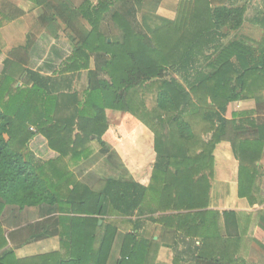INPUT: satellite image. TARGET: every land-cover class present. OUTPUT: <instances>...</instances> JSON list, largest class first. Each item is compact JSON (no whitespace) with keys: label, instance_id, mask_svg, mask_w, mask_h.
<instances>
[{"label":"trees","instance_id":"16d2710c","mask_svg":"<svg viewBox=\"0 0 264 264\" xmlns=\"http://www.w3.org/2000/svg\"><path fill=\"white\" fill-rule=\"evenodd\" d=\"M253 1L214 7L208 0H188L183 20L150 29L138 14L155 11L161 0H63L57 13L50 0L37 1L42 34L29 35L25 54L0 51V240L6 245L4 227L27 215L29 222L45 218L28 225L29 240L36 241L60 236L56 226L63 220L69 240L60 242L69 255L27 261L5 250L0 264L8 257L14 264H148L147 256L157 255L168 235L201 240L202 252L205 244L213 252L221 247L212 244L221 237L220 218L222 260L198 263L236 264L224 260L237 237L236 213L208 208L214 150L223 142L240 163L239 197L253 204L241 188L249 189L254 179L242 174L253 157L248 151L262 148L264 120L237 122L231 111L241 99L255 96L258 111L264 101L254 79L264 78V37L254 47L239 36ZM258 26L264 31V15ZM64 30L66 39L60 36ZM83 75L79 126H60L53 119L58 95L74 91ZM140 90L155 93L154 110L137 100ZM107 109L140 113L142 125L128 135L119 131L117 147L103 140ZM197 119L207 140L195 132ZM93 141L99 144L96 154L80 148ZM60 214L66 217L57 219ZM114 215L149 217L161 235L154 241L124 234L112 222L99 226Z\"/></svg>","mask_w":264,"mask_h":264},{"label":"crops","instance_id":"0c3cea01","mask_svg":"<svg viewBox=\"0 0 264 264\" xmlns=\"http://www.w3.org/2000/svg\"><path fill=\"white\" fill-rule=\"evenodd\" d=\"M6 1L15 7L7 2L0 5V51L6 53L17 49V52L25 54L26 41L29 35L39 37L44 31L37 15L38 11H42V9L37 5L38 0ZM50 1L52 2V0ZM60 1H62L60 4L64 3L63 0ZM256 1L254 0L251 6L256 5ZM181 2L182 0H161L159 7L155 11L152 9H142L138 14V19L145 27L148 26L149 29L159 27L163 23H172L178 16ZM262 4H264V0H260V5ZM253 10V14H249V10L247 11L245 23L239 31V36L251 46L258 47L264 37V31L258 26L259 19L263 17L264 11L262 7L258 6ZM231 35L233 36L234 34L232 33ZM10 63L11 61L8 62V64ZM254 79L258 83L256 89H263V95L261 96H263L264 100V78ZM77 80L75 81V85H73L74 91L62 92L58 95V108L54 116H60V119L55 120L57 123H60V126H79L77 125L78 108L79 104L84 101L82 83L86 81L85 88L87 80L84 75L79 81ZM253 97L255 98V96ZM253 97L241 99L231 105L232 113L239 115L237 122L246 121L247 118L252 123L264 120V101L258 111L256 100ZM106 118L109 128L104 131L103 140L109 145L116 147L119 143V135H122L118 134L119 131L128 135L141 124L134 116L111 109L106 110ZM245 128H249L248 124H246ZM96 143V141L89 142L88 144L81 145L80 148L88 146L94 150V144ZM257 147L252 153L248 151L249 155L253 157L249 158L245 164V168L249 172L245 171L242 174L243 177L249 175V179L250 177L251 181L254 179V183L251 184L249 189L246 187V184L241 188V191L245 195L251 197L253 204L247 198L239 197L240 163L233 154L231 144L228 142L220 143L214 150L215 171L208 210L219 213L224 211H234L236 213L235 228L237 237L232 242L230 241L231 243H229V249L224 259L225 261H235L236 264H264V143L262 148L260 146ZM94 154L96 153L92 155ZM39 160L38 157L34 158L35 163ZM82 161L74 164L78 163L77 165H79ZM65 162L68 163L70 170L74 173L75 167L70 165V163H73L69 162L68 159H65ZM74 176L78 180H83L82 176L76 173H74ZM59 217L64 218L66 216L60 214L56 218L58 219ZM44 219L39 218L29 222V216L27 215L23 222L13 224L10 227H4L7 240H5L6 245L3 244L4 240H0V252L5 250L13 251L18 259L27 261L56 252H59L62 258H66L69 255L66 247L67 244L62 248L60 240L61 238L65 241L69 240V231L67 229L68 224H65L63 220H60V223L56 226L60 236L47 237L40 241L29 240L30 232L28 225L42 222ZM110 222L115 224L124 234L135 232L145 239H152L154 241H157L161 235V227L149 221V217L126 218L114 215L100 220L99 226ZM219 226L222 237L221 218ZM156 232L158 234L154 236ZM221 237L212 242V244L217 242L218 246L221 245L220 248L215 250L216 252L206 251V245L208 244H205V251L202 252L204 242H201V240H185L179 235H168L167 240H164L165 243L161 244L159 253L157 255L154 253L148 255L147 260L149 259V263L151 260L152 264H203L198 263L200 259L205 262L209 260L221 261ZM7 259V264H14L9 257ZM28 263L31 264V262Z\"/></svg>","mask_w":264,"mask_h":264},{"label":"rangeland","instance_id":"374dc122","mask_svg":"<svg viewBox=\"0 0 264 264\" xmlns=\"http://www.w3.org/2000/svg\"><path fill=\"white\" fill-rule=\"evenodd\" d=\"M57 1H59V2H57ZM208 1H210L211 2V4L215 7V6H219V5H222V3L223 2H225V3H227V0H208ZM4 2H7L6 0H0V5H2L1 3H4ZM16 2H19V0H16ZM57 2V3H56ZM188 2V0H183L182 1V7H181V9L179 8V12H178V16H177V18L174 20V22L178 19V20H183L185 17H186V12L188 11V10H190L191 9V6H190V4L189 3H187ZM8 3V2H7ZM52 3L53 4H55V13H57V9L59 8V3H60V0H52ZM256 5H253V6H249L248 7V10H249V14H253L254 13V8L256 7V6H258V7H262L263 8V11H264V4H262V5H260V0H257L256 1ZM5 4V3H4ZM3 4V5H4ZM8 4H10V3H8ZM10 5H12V4H10ZM12 6H14V5H12ZM15 7V6H14ZM0 11H1V8H0ZM193 11V10H192ZM191 11V12H192ZM5 13V12H4ZM79 22V24H78V26L79 27H81V26H83L84 28H86L87 30H89V27L87 26V24H86V22H84V21H82V20H79L78 21ZM190 31H193V29L190 27ZM68 31H66V30H64V31H62V33H60V36H62V38L63 39H66V36H68V33H67ZM261 34V33H260ZM259 37V36H258ZM0 41H1V39H0ZM85 84H86V81L84 82V83H82V87H83V89H84V86H85ZM73 85H75V82H74V84ZM74 87V86H73ZM82 89V90H83ZM137 100H144V102H145V105H146V107L149 109V110H154L155 109V107H156V95H155V93H150V92H148V91H146V90H140L139 91V93H138V96H137ZM210 103H211V101H210ZM143 110V109H142ZM134 116V118L137 120L139 117L138 116H140V113H138V116H136V115H133ZM55 118V120H57V119H60V116H58V115H55L54 117H53V119ZM139 120V119H138ZM202 128H203V122L202 121H199V119H197L196 120V122H194V129H195V132L198 134V135H200V136H203V139H208L209 138V136L208 135H205L204 136V132H202ZM91 130L92 129H90V130H88V132L90 133L91 132ZM31 131V130H30ZM86 136H90V135H85V137ZM94 150L92 149V153H97L98 152V150H99V146H98V144L96 143V144H94ZM24 152H25V150H24ZM114 223H115V221H113ZM158 233L156 232L155 234H154V236H156ZM150 258H151V256H150ZM149 264H152V262H151V260H150V263Z\"/></svg>","mask_w":264,"mask_h":264}]
</instances>
